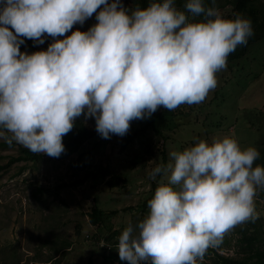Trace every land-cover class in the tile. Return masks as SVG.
Here are the masks:
<instances>
[{
  "label": "rangeland",
  "instance_id": "1",
  "mask_svg": "<svg viewBox=\"0 0 264 264\" xmlns=\"http://www.w3.org/2000/svg\"><path fill=\"white\" fill-rule=\"evenodd\" d=\"M33 1L28 29L24 23L8 25L25 18V0H0V264H89L90 259L93 264H119L105 263V251L95 245L98 230L90 223L94 205L115 211V216L104 217L102 226L129 236L133 243L142 235L140 218L148 219L147 232L159 241L145 238L140 250L122 244L115 253H124L128 264H180L175 240L192 251L188 264H209L204 254L211 256L210 248L243 257L240 231L251 219H259V244L264 245V182L256 178L247 184L241 166L231 164H244L264 152V41L252 45L239 64L191 74L185 108L198 112L192 118V112L175 117L166 112L164 97L173 93L183 68L170 76L156 72L149 77L141 64L107 66L119 55L105 51L78 65L85 88L73 91L68 85L77 72L43 74L42 67L64 65L99 21L107 35L132 46L149 71L173 65L178 58L197 68L209 48L191 31L195 17L186 9L172 7L175 38L168 52L149 58L157 49L148 43L152 36L138 32L132 16L105 9L109 3L123 8L132 0H103L98 5L86 0ZM218 13L230 14L232 9ZM29 36L38 48L28 55L21 45ZM76 98L82 99L79 110ZM121 101L165 111L156 124L161 134L151 127L123 150L114 135L87 140L79 148L53 149L57 129L63 131L71 119L82 117L89 129L114 127L121 122ZM82 109L86 116L79 114ZM9 133L15 144L4 145ZM22 146L42 157L13 162L22 156ZM162 147L167 163L160 173ZM107 166L109 174L103 178L101 169ZM85 172L98 177L69 187ZM117 174L126 180L112 189L108 182ZM60 184L67 186L57 189ZM39 188L44 192L38 193ZM246 188L253 189L252 196L242 195ZM64 242L69 247L63 249Z\"/></svg>",
  "mask_w": 264,
  "mask_h": 264
},
{
  "label": "trees",
  "instance_id": "2",
  "mask_svg": "<svg viewBox=\"0 0 264 264\" xmlns=\"http://www.w3.org/2000/svg\"><path fill=\"white\" fill-rule=\"evenodd\" d=\"M90 4L98 5L103 3V0H86ZM26 7L24 9V19L20 21L11 20L8 25L15 27L22 23L26 24L28 29L30 28L29 20L31 18L30 11L34 5L33 0H25ZM173 6L181 9H186L189 14H192L195 19L191 31L201 41L205 42L209 48L208 57L200 60L197 68H193L188 62L178 58L173 65H160L155 67L154 70L149 71L141 60L136 58L137 51L132 46H127L124 41L117 38L110 37L106 34L103 25L97 21L95 29H91L89 35L84 41L78 45L75 49V53L71 55L67 62L60 66H54L50 64L42 67L43 74L55 73L60 69L74 70L77 72V76L69 83V90L78 91L85 88L84 79L79 75L77 69L78 65L86 62L89 57L96 54H101L105 51L116 53L119 58L112 57L107 66H113L116 63L127 64L129 62L135 64H141L144 73L152 77L156 72L164 76H170L179 68H183L184 72H179L177 78L174 81L176 87H174L173 93L170 96H165L164 101L167 104L168 111L173 112L174 116L186 115L187 112L196 114L198 111L190 106L189 111L185 108V103L188 102L189 90L192 91L191 86V74L200 73L205 70H219L226 66H230L233 63H240V60L245 58L249 53V49L257 42L264 41V4L260 0H132L131 3H127L125 7H114L112 4L106 6V10L110 13L117 11L119 15H129L133 17V20L137 22V31L152 36V46L157 49L151 51L146 57H152L157 53L168 52L169 41L174 40L177 28L174 24V19L171 13ZM230 7L232 13L219 14L220 9ZM29 33V32H28ZM21 48L28 50V55L37 50V45L33 38L29 36L25 40ZM36 75L30 81V84H34ZM82 104L81 98H76L75 107L80 109ZM119 105L124 107L121 110V122L116 123L114 127L105 129H89L83 123L82 117L79 119H71L66 121L63 125V131L57 129L58 143L53 146L54 150L64 146L68 148H79L84 145L87 140L97 138L99 136L107 138L110 136H117L123 149H127L128 146L134 144L136 140L141 137L151 127L156 133L161 134L160 130L156 129L157 122H160L164 117L165 111L162 113L155 112L152 109L141 106L136 103L120 102ZM130 107V116L127 113L126 108ZM2 113L0 112V115ZM81 116L88 114L87 110L82 109L80 111ZM172 115V114H171ZM186 117V116H185ZM188 118V117H187ZM15 144L11 134H7L4 145ZM164 144V142H163ZM22 156L14 157L13 162L32 160L36 161L42 157L41 154L30 150L29 148L20 147ZM161 156L162 163L164 164L160 170L163 173L165 165L167 163V154L162 147ZM246 163H233L236 167L240 168L244 173L247 184H251L256 178L264 182V152L256 153L246 159ZM80 160L76 162L77 166L80 164ZM75 164V165H76ZM3 168V167H2ZM230 168V167H229ZM228 169V168H227ZM103 178L109 174V167L101 169ZM229 171V170H227ZM230 172V171H229ZM77 174V172H75ZM160 175V174H159ZM98 176L94 172H85L83 177L76 176V180L69 184V187L77 188L82 186L88 178L96 179ZM111 180L108 185L114 189L119 182L126 179L120 175L110 176ZM213 182V181H212ZM66 184H60L57 189L66 187ZM43 188L38 189V193H43ZM254 193L252 188H246L242 195L250 197ZM36 196V194H34ZM96 199V197H95ZM146 205H144L145 209ZM143 209V210H144ZM115 211H104L98 206L92 208L90 213V223L97 227V232L94 234L95 245L104 250L102 257L105 263L109 261H118L119 264H128L125 260L124 253L116 252L122 244L128 245L131 249L140 250L145 238H149L150 241L158 243V237L148 234V219L142 216V235L137 238L136 243H133L129 236L121 237L118 232L109 233V228L103 227V220L106 215L115 216ZM257 221L259 219L247 220L245 226L240 231L243 233V238L240 239L243 249L246 251L243 257L226 256L218 252L215 248H210L209 254H204V257L209 258V264H264V245L259 244L261 242V236L259 233ZM150 225V223H149ZM135 227L132 223L131 228ZM250 231L251 234L247 235L246 232ZM252 230V231H251ZM142 240V241H140ZM178 250L180 252V264H188L192 251L184 243L179 240H175ZM207 245V244H206ZM119 246V247H118ZM69 247V244L64 242L63 249ZM110 250V254L106 251ZM89 264H93V260L90 259Z\"/></svg>",
  "mask_w": 264,
  "mask_h": 264
}]
</instances>
